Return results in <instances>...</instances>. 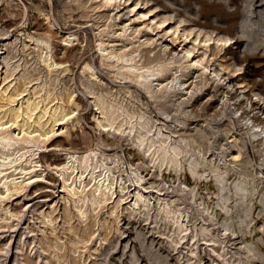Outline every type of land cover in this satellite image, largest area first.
Listing matches in <instances>:
<instances>
[{"label": "rangeland", "instance_id": "1", "mask_svg": "<svg viewBox=\"0 0 264 264\" xmlns=\"http://www.w3.org/2000/svg\"><path fill=\"white\" fill-rule=\"evenodd\" d=\"M181 1L0 0V264H264V0Z\"/></svg>", "mask_w": 264, "mask_h": 264}, {"label": "bare ground", "instance_id": "2", "mask_svg": "<svg viewBox=\"0 0 264 264\" xmlns=\"http://www.w3.org/2000/svg\"><path fill=\"white\" fill-rule=\"evenodd\" d=\"M216 2V1H215ZM186 1H181V0H166V4L163 5L162 9H164L165 11H171V12H174V13H181L182 11V6L187 9V16H185L186 20L188 22H191L193 25L197 26V27H205L209 24H211L210 22V17H209V14L207 13L206 9L207 8H212V6H207V7H203L201 2L199 1L197 4H198V8L194 9L192 8V6H186L185 5ZM231 3V1L229 2ZM214 4V3H212ZM216 4V3H215ZM193 15V16H191ZM172 17V16H171ZM116 18H119L118 15L116 16ZM165 20H163L162 22H165ZM49 22H51V19L49 20ZM75 22H79L78 20H75ZM37 26L39 27H44V29H46L47 31H50V36L53 38L52 40H54L55 38H57V36L55 35V33H53V31L50 29L48 23H38ZM227 26L226 28L222 27H214L212 31H215L217 30L218 32H223L224 30H227ZM127 28L125 26H123L122 30L123 32L126 30ZM215 29V30H214ZM216 32V31H215ZM191 32H188V35H190ZM79 35V34H78ZM77 34L73 36V39L72 40H68L66 37H60L57 41H53V45H54V52H55V58H56V63H62V62H69L70 64V71H72L73 73V69L75 67V65L78 63V57H77V51L79 49L78 47V42L80 40V37L78 36ZM188 36L185 37V40ZM64 41H67V42H71L72 44L71 45H67L64 43ZM173 42H176L177 41V38L175 39H172ZM228 41V38H226V42H224V45L227 43ZM75 42V43H74ZM173 48V44L170 46V48H168L166 50V48L163 49V54L164 55H169V52L171 51V49ZM124 55H121V56H117V60L120 58V59H123ZM127 60V59H126ZM152 60L149 58V57H145V59L143 60V62L140 64V67L137 69V70H140V69H143L142 71L138 72L136 76H144V73H147V72H150L149 68H150V62ZM136 63V62H135ZM103 75V74H102ZM147 75V74H145ZM150 75H153L152 74V70H151V74ZM182 75H184V73H182ZM186 75V74H185ZM187 76V75H186ZM167 78V77H166ZM176 79V77L174 78ZM174 79H172L171 81H173ZM73 80V78H72ZM162 80H159L158 79V82H161ZM74 86L77 90L80 91V96H77V99L81 102H83V106L84 107H87L88 104L85 103L84 101V95H85V88H84V84L83 83H79L77 82V79L76 77H74ZM121 82V81H120ZM116 83V81L114 80V84ZM179 83V86H182L184 85V82L179 80L178 81ZM206 95L209 96V103H203V102H200L199 104H197V98L194 100L193 104H192V108L194 110L195 113H198V109L197 107L200 108V111H208V110H214L215 108V101L212 100V96L211 93H207ZM253 105V104H252ZM253 106H257V103H254ZM260 110L263 111V108L262 107H258ZM198 110V111H197ZM199 111V112H200ZM215 112V111H214ZM254 120H258L257 117L254 119ZM50 146H53V147H56L58 146L59 150H67L70 148H73L75 146V142L74 140H71L69 142L68 145H70L69 147L66 146L65 143H61V140L55 142V143H50L49 144ZM66 146V147H65ZM41 159H44V162H47L48 161V158L46 155H41ZM17 193V192H16ZM19 194V193H18ZM42 194V191H39V192H34V193H30V198L29 200H33L34 198H36L38 195ZM21 195V194H20Z\"/></svg>", "mask_w": 264, "mask_h": 264}]
</instances>
